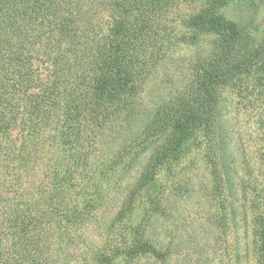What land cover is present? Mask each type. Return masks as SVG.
<instances>
[{"label":"trees","instance_id":"1","mask_svg":"<svg viewBox=\"0 0 264 264\" xmlns=\"http://www.w3.org/2000/svg\"><path fill=\"white\" fill-rule=\"evenodd\" d=\"M182 1L0 0V264H70L66 249L75 247L80 264H167L173 252L154 230L170 212V194L153 184L199 133L208 139L214 180L207 196L221 210L208 218L196 262L207 264L218 243L234 236L219 96L264 63V44L258 47L247 22L205 15L209 8L185 20L186 32H175L170 16ZM205 1L219 7L229 0ZM205 36L213 49L194 61L187 83L147 105L170 51ZM157 140L98 246L86 230ZM109 147L117 152L101 159ZM242 189L244 254L248 264H264V186ZM234 258L217 264H240Z\"/></svg>","mask_w":264,"mask_h":264},{"label":"rangeland","instance_id":"2","mask_svg":"<svg viewBox=\"0 0 264 264\" xmlns=\"http://www.w3.org/2000/svg\"><path fill=\"white\" fill-rule=\"evenodd\" d=\"M209 8L207 11L206 9ZM203 9L206 11L204 13ZM222 15L226 19L243 20L253 30L258 47L264 44V0H229L218 7H210L205 0H187L180 2L173 9L171 16L175 32L188 30L184 22L191 16ZM213 37V35H212ZM212 37L205 36L197 44L180 43L170 51L169 58L154 76L145 97V103L160 102L178 92L189 80L192 66L198 56L209 53L214 46ZM218 141L220 153L229 177L233 192L234 236L230 233L220 241L206 259L207 264L217 261L230 262L238 257L240 264H248L244 254V244L248 239L246 231L243 184L264 186V63H258L256 70L249 76L236 79L223 86L220 91L217 111ZM161 142L157 140L143 149L141 159L133 171L113 190L112 203L104 211L99 221L86 230L88 238L94 239L100 246L105 237L110 221L115 217L122 199L135 184L140 171L148 160L153 149ZM208 139L201 133L191 140V148L183 156L164 165L153 184L168 187L170 212L155 223V236L164 245H169L173 255L167 264H199L196 258L198 242L205 243V232L208 234L209 216L220 209L218 200L209 203L207 192L213 189L214 180L207 160ZM120 148L119 145H115ZM207 146V147H206ZM111 152L117 149L108 148L101 159L110 160ZM219 153V155H220ZM108 156V157H107ZM223 165V166H224ZM173 179V181H172ZM179 180V181H175ZM172 182V183H171ZM245 182V183H244ZM177 186L171 190L169 186ZM250 191H247V195ZM248 195V196H249ZM137 207L135 217L141 214ZM222 212V211H218ZM215 216V215H214ZM208 228V229H206ZM210 236V235H209ZM213 237V236H211ZM228 238V241H227ZM233 247L227 251L226 246ZM206 246V245H205ZM208 247L210 245L208 244ZM207 247V249H209ZM66 254L70 264H80L75 249L68 248ZM77 259V260H76ZM143 264V263H142ZM200 264L204 262L200 261Z\"/></svg>","mask_w":264,"mask_h":264}]
</instances>
